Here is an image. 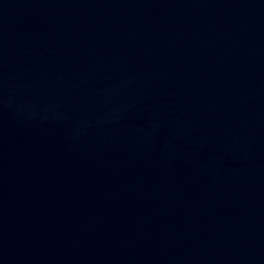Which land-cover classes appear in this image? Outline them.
<instances>
[{"label": "water", "instance_id": "water-1", "mask_svg": "<svg viewBox=\"0 0 264 264\" xmlns=\"http://www.w3.org/2000/svg\"><path fill=\"white\" fill-rule=\"evenodd\" d=\"M0 264H264V0H0Z\"/></svg>", "mask_w": 264, "mask_h": 264}]
</instances>
